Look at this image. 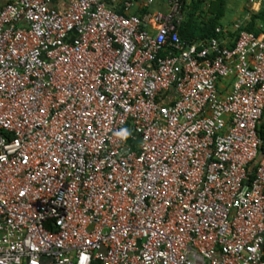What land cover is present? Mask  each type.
Here are the masks:
<instances>
[{"label":"built area","instance_id":"obj_1","mask_svg":"<svg viewBox=\"0 0 264 264\" xmlns=\"http://www.w3.org/2000/svg\"><path fill=\"white\" fill-rule=\"evenodd\" d=\"M55 1L0 0V264H264V35Z\"/></svg>","mask_w":264,"mask_h":264},{"label":"trees","instance_id":"obj_2","mask_svg":"<svg viewBox=\"0 0 264 264\" xmlns=\"http://www.w3.org/2000/svg\"><path fill=\"white\" fill-rule=\"evenodd\" d=\"M228 0H190L184 7V18L178 27L179 36L187 41H207L212 37L218 36L216 27L221 26L222 18L227 9ZM264 22V5L263 7L251 14L249 20L243 26V29L259 33L258 23ZM236 34L237 31H236ZM262 119L261 121H263ZM262 122L258 123V130L261 133ZM264 153V144L261 145L259 156L249 167V176L253 177L252 171L258 160Z\"/></svg>","mask_w":264,"mask_h":264},{"label":"crops","instance_id":"obj_3","mask_svg":"<svg viewBox=\"0 0 264 264\" xmlns=\"http://www.w3.org/2000/svg\"><path fill=\"white\" fill-rule=\"evenodd\" d=\"M74 0H57L54 5L58 9H64ZM107 3H112V0H106ZM138 2L141 0H137ZM158 1V8L160 9L164 5V0ZM155 3V2H154ZM264 5V0H228L227 9L224 17L222 18V33H219V38L226 42L228 45L233 44V39L236 37V31L233 30V25L237 22L241 23V28L249 20L252 13L259 11ZM117 10L122 11L121 5H117ZM131 13L140 14L143 9L138 5H135L130 9ZM257 29H261L260 34L264 35V22L257 24Z\"/></svg>","mask_w":264,"mask_h":264},{"label":"rangeland","instance_id":"obj_4","mask_svg":"<svg viewBox=\"0 0 264 264\" xmlns=\"http://www.w3.org/2000/svg\"><path fill=\"white\" fill-rule=\"evenodd\" d=\"M158 4H159L158 1H155V3H153L150 6L149 11L152 12V13H155L157 11V9H159L158 8ZM160 9H162V8H160Z\"/></svg>","mask_w":264,"mask_h":264}]
</instances>
